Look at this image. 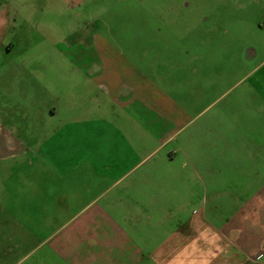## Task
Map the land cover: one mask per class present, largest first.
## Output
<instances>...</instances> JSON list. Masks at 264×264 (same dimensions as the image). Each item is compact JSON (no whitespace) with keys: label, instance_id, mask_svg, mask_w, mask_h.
Masks as SVG:
<instances>
[{"label":"crops","instance_id":"0c3cea01","mask_svg":"<svg viewBox=\"0 0 264 264\" xmlns=\"http://www.w3.org/2000/svg\"><path fill=\"white\" fill-rule=\"evenodd\" d=\"M35 1L68 57L31 81L24 0H0V264H264V64L225 99L199 54L111 45L74 19L91 0Z\"/></svg>","mask_w":264,"mask_h":264},{"label":"rangeland","instance_id":"374dc122","mask_svg":"<svg viewBox=\"0 0 264 264\" xmlns=\"http://www.w3.org/2000/svg\"><path fill=\"white\" fill-rule=\"evenodd\" d=\"M84 7L82 10L86 11L87 16L80 20L75 17L76 23L80 24L91 16L89 20L95 23L111 45H171L174 48L171 54L174 57L178 54L186 68L193 63L191 60L187 62L184 50L188 49L189 59L191 53L199 54V63L202 58V64H199L201 74L220 77L219 91L225 92V99L249 86L247 77L236 83L241 76L252 69L255 79V75L263 69L260 67L264 64L261 63L264 60V47L262 50L260 45H264V28L259 24H263L264 19L259 17V4L252 0H91ZM38 15L37 2L24 0L17 33L13 31L9 35L13 39L12 45H17L13 56L25 57L28 65L24 68L33 75L31 81H35L37 75L64 69L63 61L68 57L64 53L68 50L63 46L59 48L58 45H48L42 41ZM243 45H250L258 51L257 55L252 56L251 63L245 64L239 60ZM148 53L149 57L160 54L158 49L149 50ZM171 54L166 53L167 57ZM41 60L46 66L38 68L36 65ZM205 82L207 86L208 82ZM256 85L264 91L260 83H256L253 90ZM21 110L17 112L15 108L13 112V121L17 125H24V109ZM212 110H206L203 116L207 117ZM16 132L21 134L24 130Z\"/></svg>","mask_w":264,"mask_h":264}]
</instances>
